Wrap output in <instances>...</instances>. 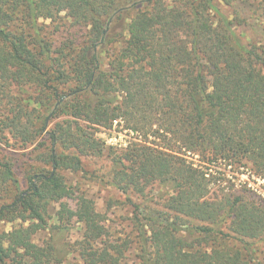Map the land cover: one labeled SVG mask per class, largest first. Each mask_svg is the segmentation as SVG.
Wrapping results in <instances>:
<instances>
[{"label": "trees", "instance_id": "16d2710c", "mask_svg": "<svg viewBox=\"0 0 264 264\" xmlns=\"http://www.w3.org/2000/svg\"><path fill=\"white\" fill-rule=\"evenodd\" d=\"M245 1L0 0V143L28 150L0 147V264H264V204L213 168L264 181V0ZM115 126L134 137L118 151L96 136ZM107 149L135 209L123 238L68 203L63 173ZM150 187L164 210L131 199Z\"/></svg>", "mask_w": 264, "mask_h": 264}, {"label": "rangeland", "instance_id": "374dc122", "mask_svg": "<svg viewBox=\"0 0 264 264\" xmlns=\"http://www.w3.org/2000/svg\"><path fill=\"white\" fill-rule=\"evenodd\" d=\"M239 9L244 14H252V11L256 9V3L254 0H246L244 3L238 5ZM237 6V7H238ZM247 33V29L243 31ZM65 34V33H63ZM97 138L101 139L107 148L111 147L115 151L121 150L129 145L133 140V134L121 131L118 127H114L112 130L100 129L96 134ZM13 143V141H10ZM0 147L6 149L7 152L19 153V155H25L28 150H19L16 148H9L7 145L0 143ZM33 148H30V150ZM19 161L21 172L28 164L27 159L24 157H15ZM84 171L78 173L64 172L63 175L66 177L69 186L73 187L74 196L73 200H68V203L73 209H76V201L78 196H86L94 200L97 210L103 213L109 219L107 226L112 234L116 237H125L127 234L130 235L132 227H129V222L134 215V207L128 202L126 195L115 189L109 183V171H110V158L109 150L107 149V155L103 157L90 156L83 158ZM217 170L215 174L216 180L223 184V191L230 192H244L246 189L252 187L253 192L257 200L264 204V181L251 178L249 173L238 171L226 165H218L213 167ZM18 170V172L20 171ZM242 172V173H240ZM22 176V173H20ZM246 182L249 185L246 187ZM216 195L221 196V191H214ZM252 194V192H248ZM165 193L158 188H148L142 195H131V199L134 203L140 205L143 208L150 207L154 210H164L165 200L163 196ZM58 205L51 207V213L54 214L58 210ZM11 224H0V229L11 230ZM84 228L77 222L73 223L72 230L67 235V241L70 244H74L82 238ZM39 239L44 238V234L38 237ZM261 249L264 250V245H260ZM136 257L134 253H130L127 262L129 264L136 263ZM66 264H82L79 259H70Z\"/></svg>", "mask_w": 264, "mask_h": 264}]
</instances>
